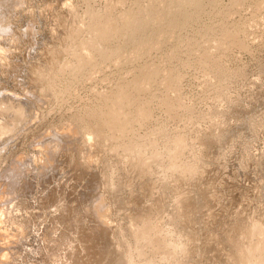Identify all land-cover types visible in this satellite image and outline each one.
<instances>
[{
    "label": "rangeland",
    "instance_id": "1",
    "mask_svg": "<svg viewBox=\"0 0 264 264\" xmlns=\"http://www.w3.org/2000/svg\"><path fill=\"white\" fill-rule=\"evenodd\" d=\"M115 1L118 2L119 0L0 1V184L5 183L3 176L11 171V167L14 168L17 159L20 158L22 163L29 165H27V168L26 165L21 164L20 167L24 166L21 168L22 172L20 174L22 175L17 176L19 179L15 178L18 181H14L15 184L11 187V190H14L13 193H11L10 188H7L6 184L0 185V192L2 190L0 193V209L3 213L5 212L4 216L2 215L3 220L0 225V245L3 243L1 246L5 244L6 247L14 249V251L16 248L15 254L19 259L13 254L14 251H11L12 257H15V263L18 261L16 264H39L40 262V264H45L48 260L50 263L48 261L47 264H69L70 261L73 262L72 264H78L79 262L92 264L95 259L100 263L96 261L94 264H112L109 258L103 255L106 259H101L103 257L101 254L95 257L94 253L86 248L88 242L86 241L85 232L97 225L94 214L95 208L104 212V208L100 204L103 202L104 205H108L110 210L111 223H114L112 226L118 227L123 223L122 227H125L133 224L131 226L134 227V231H137L140 226L144 227L146 232L148 231V235L144 236L146 239L143 237L139 240L142 241L139 245L151 258L154 257L152 258L154 264H163V262L174 264L175 260H178L176 263L179 264V262L186 261V257L190 256L193 250L197 253L193 252V256L190 257L194 258H191L193 261L197 257L195 262L198 264H205L206 262V264L214 262L216 264H224V262L225 264H241V262L246 261V258L248 260L249 252L251 254L254 252L252 256L255 255L253 257L258 259L256 261H262L260 259L264 257V252H262L264 249L260 247L264 246V240L262 241L264 239V228L260 226L264 225V0H217L214 3H207L195 19L181 26L177 32H151L156 43L142 55L133 56L132 54L135 55L136 53L133 47L130 46L124 49V53L122 52L118 58L119 61L116 60L117 58L115 60H101L97 56L98 63L95 65L96 67L92 69L85 68L84 72L78 76L79 78H75L70 72L71 70L57 71V75L53 79V82L55 81L53 85L56 88L55 94L52 95L51 93L43 102H38L40 105L36 104L33 118L32 116L28 118L19 108H16L19 105L18 102L3 103L1 100L4 94L16 96L21 101L26 100L34 86L32 68L36 65H46L48 63L46 62L49 57L48 53L53 50L60 51L58 52L59 56L57 54V59H61V64L72 66L76 62L75 47H72V45L78 43L77 40L90 39L93 36L86 29L87 24L92 19V16L88 15L92 12L101 16L104 14L103 19L109 20L117 19L126 10L136 7L135 0H125L124 2L120 0L119 3ZM78 20L82 22L78 23ZM68 21L70 22L69 25ZM77 24L79 25L77 26ZM76 26L79 30H71L77 28ZM69 28L70 30H68ZM67 30L73 32L68 33ZM79 31L80 33L77 36ZM74 32H77L76 36H74ZM72 37L74 40H72ZM117 43L119 44V41L109 42L108 46L115 47L118 45ZM63 47L65 49L61 51ZM123 54H126V56ZM127 56L128 58H126ZM142 67L155 69L158 71V75L153 81L146 83L145 88L138 93V96L136 95L134 106L122 109L126 115L132 116L130 119H133L130 120L132 126L130 124L127 128L128 134H126V130L124 133L119 128L115 131L113 128L105 127L107 131L104 129V133L108 140L105 139L106 142L104 138H101L98 149L96 148L93 152L96 153L98 162L95 163L96 166L93 165V168H95L92 169L98 173V176L100 175L97 180L99 182L94 185L92 181L86 179L87 172L84 165L81 164L77 147L78 141L72 140L73 142L69 143L64 139L65 144L63 142L53 155L44 149L45 142L50 140L52 134L55 135L54 132L65 133L69 130L79 129L81 132L87 133L91 132L95 125H100L101 113L103 115L101 111L107 112L110 105L108 97H111L119 89L118 87L124 86L138 77L137 74H139ZM44 82L47 83L46 85L49 84L48 81ZM46 89L48 90L47 87H44L41 91L47 94L49 90L45 92ZM133 95L135 96L134 93ZM105 101L108 104H106L107 108L104 106ZM138 104L146 106L149 112L146 118L137 117ZM108 128L110 131H114L110 132ZM114 132L116 135H114ZM115 136H118V139L117 137L115 139ZM40 140L43 143H40ZM126 143L129 145L127 146ZM132 147L136 149L137 158L133 154L128 155L131 154ZM40 151H43L44 154ZM125 153H127V156L123 155ZM42 155L45 156L44 159H48L46 164L47 159L41 158ZM24 157H26L25 160H23ZM30 157L36 159L35 161L42 168L38 167L35 161L34 164L33 162L30 164L28 162L31 159ZM132 162L134 166L131 165ZM137 162H143L142 164L138 163L141 168L137 165ZM145 162L148 163V166L147 163L145 166ZM175 166L179 169L176 170ZM30 167L34 170L33 172ZM146 167H149V169ZM189 168L196 171L194 172ZM29 169L31 172H29ZM131 169L137 170L133 172ZM185 169L186 174L184 173ZM36 170L37 172H35ZM126 173L128 174L127 178L130 176L132 178L126 179L128 183L125 181V184L123 179H125ZM195 173L196 175L193 176ZM176 174L178 176L182 174L180 175L182 177H178ZM197 174L199 175L197 176ZM144 175L147 177H144ZM180 178L183 179L181 181L184 183L180 181ZM178 179L181 182L179 183L180 188L178 187V181H176ZM145 182L146 185H144ZM119 183H123L120 185V200L118 198L106 202L105 199L104 201L100 200V197L111 199V189L117 185L119 186ZM143 186H148V188L144 187L145 189H143ZM108 187L110 189L106 190ZM174 187L179 189L175 190ZM6 189L9 190L6 191ZM139 189L142 191H139ZM175 191L180 192L176 193ZM206 193L207 196H204ZM176 197L181 199L178 200ZM61 200L65 201L66 204ZM81 200L83 201L81 202ZM158 201H161L162 205L166 207L163 212L152 208L154 204H159ZM184 201L186 203L188 201L190 205L196 206L195 209L199 210H193L194 207L192 206L189 208L188 203L185 206ZM87 202L90 204L93 213L90 212V207L88 209L87 205L89 204ZM176 202L184 203L180 205ZM56 204L58 205L56 206ZM181 206H185L184 208L187 210L184 213L185 216L179 215V210L182 209ZM98 207L99 209H97ZM59 208L62 209L59 210ZM82 209H86L84 210L85 213L82 212ZM61 211L62 213H60ZM87 211L88 213H86ZM172 211L175 212L172 213ZM194 211L198 214H195L193 218L195 222H192V219L186 220L187 214H192ZM38 213L41 215L39 216ZM71 215L74 218L77 217V221H74L76 219H73ZM171 216L173 217L171 218ZM46 218L49 220H46ZM130 218L134 220L131 224ZM43 219H45V222ZM16 220L17 222H15ZM81 222L84 224L82 225ZM16 223L22 225L19 226ZM25 223L29 224L30 228ZM180 223L186 224V226L180 227ZM241 223L249 226L250 229L247 227V231L250 234L248 233L247 237L249 236L251 239L249 237V239H246V236H244L245 239L238 236ZM255 223L258 226H255ZM74 224L77 226H74ZM206 224V229L202 230V227ZM189 225L193 228H190ZM31 226H34V228ZM131 226H129V230L132 228ZM87 227H90V229ZM11 229H14L17 233H20L23 229L20 234L25 235V238L20 234H17L18 237H16V232ZM24 229L29 232L24 231ZM196 229L198 230V238H202V241L195 238L190 244L188 243L189 245H185L182 237L184 238ZM129 230L125 238L123 234L117 233V231L111 235L112 242L115 241L113 243L120 244V250L124 252L135 246V241H132L135 239L133 228L131 229L132 232ZM234 230L236 231L233 232ZM260 231L263 233H259ZM182 232H187V234L183 235ZM234 233H238V235ZM10 234L11 237L8 236ZM231 234L234 236L231 238L235 240L238 238L236 241L242 243L243 250L241 245L233 247L224 241V238L230 237ZM215 235L217 236L215 237ZM153 236L158 237L151 239ZM206 237L210 242L209 240L205 242L204 238ZM10 238H14L11 242L12 245L9 242L11 241ZM17 238L21 240H17ZM258 238H261V246H258L260 240ZM154 240L156 242L160 240L158 243L163 247L159 249L160 245ZM165 241H167V244ZM221 241L222 243H220ZM246 241L250 243V246ZM26 242L27 246L25 245V247L24 243ZM244 243L245 245H243ZM152 245H154V249ZM171 246L176 249L177 255L174 252L175 249ZM80 247L81 249L84 248L85 251L79 250ZM18 248L21 250L17 252ZM155 248L156 251L158 250V254H156ZM254 248L256 251L253 250ZM236 249H239L240 253L235 252ZM161 250H164V253ZM244 250L248 254L245 255ZM257 250L259 251L257 252ZM84 252L85 254H83ZM167 252L174 255H166ZM56 253L59 254L58 257L55 255ZM60 253H66L67 255L61 254L60 256ZM70 253L72 256H70ZM88 253H90V256ZM237 253L238 256H236ZM179 255L180 258L178 259ZM228 255L229 257H227ZM239 255L243 261L237 259H240ZM54 256L55 259L52 260ZM232 256L237 258L234 259ZM92 257L94 260H92ZM165 257L170 258L169 262H167L169 258L166 259ZM211 260L214 262H211ZM146 262L143 257H137L134 264H146Z\"/></svg>",
    "mask_w": 264,
    "mask_h": 264
},
{
    "label": "bare ground",
    "instance_id": "2",
    "mask_svg": "<svg viewBox=\"0 0 264 264\" xmlns=\"http://www.w3.org/2000/svg\"><path fill=\"white\" fill-rule=\"evenodd\" d=\"M1 1V0H0ZM121 1H125V0H121ZM215 1H217V0H135V5H136V7L134 8V7H132L133 9H129L128 11L126 10V12H124L123 14H121V16L119 17V18H117V19H109V20H104L103 19V17H104V14H102L103 16H101V15H99V14H96V13H91L90 15H88V16H92L91 18V21H90V23H88L87 24V26H86V29L88 30V31H90V33H92L93 34V36H92V38H88V39H80V40H77L78 41V43L76 42V44H74V45H72V47L74 46L75 48V50H74V56H75V58H76V62L72 65V66H70L69 64H65V65H63V64H61V59H57V54H58V56H59V53L58 52H60L59 50L58 51H56V50H53V51H51V52H49L48 53V55H49V57L47 58V61L46 62H48V63H46V65H40V66H38V65H36V66H34L33 68H32V74H33V76H34V86H33V90L31 91V93H30V96L26 99V100H20V98L18 99V97H16V96H11V95H3V97H2V101H3V103H9L10 101H15V102H18V104L19 105H17L16 106V108H19V110L23 113V114H25V116L27 115L28 116V118H31V116L34 114V112H35V106H36V104L38 103V102H40V101H44L45 99H47V96L49 95L50 96V94L52 93V95L53 94H55V92H56V88L54 87V85H53V83L55 82H53V79L55 78V75H57V71H59V72H63V71H67V70H71L70 72L72 73V75L75 77V78H77L78 76H80L83 72H84V69L86 68L87 69V67H89V68H93V67H96L95 65L98 63L97 62V56L102 60V59H104V60H112V59H116L117 61H119L118 60V58L121 56V54H122V52L124 51V49H127V47H133V49H134V52L136 53L135 55L134 54H132L133 56H137V55H142L143 53H145L146 51H148L149 50V48H151L152 46H154L155 45V41L153 40V38H152V34H151V32L153 33V32H155V31H160V32H162V33H167V32H169V31H171L172 33L173 32H177V30L181 27V26H183V25H186V24H188L189 22H191L193 19H195L196 18V16L199 14V12L203 9V7H204V5L205 4H207V3H214ZM8 2V1H7ZM115 2H117V1H115ZM120 2V0L117 2V3H119ZM123 2H122V4H123ZM18 3V2H17ZM116 4V3H115ZM238 4V3H237ZM125 5H126V3H125ZM130 5V4H129ZM255 7V6H254ZM257 7V6H256ZM259 8V7H258ZM261 9V8H260ZM259 9V10H260ZM92 10V9H91ZM109 11V10H108ZM125 11V10H124ZM89 12V11H88ZM107 12V11H106ZM90 13V12H89ZM111 13V12H110ZM101 14V13H100ZM106 15H108V14H106ZM110 15V14H109ZM110 17V16H109ZM113 17V16H112ZM111 17V18H112ZM90 18V17H89ZM106 18V17H105ZM108 18V17H107ZM72 19V18H71ZM70 20V19H69ZM77 20V19H76ZM80 20V19H79ZM78 20V21H79ZM71 21V20H70ZM78 21H76V22H78ZM86 21V20H85ZM82 22V21H81ZM80 21L78 22V23H81ZM73 23V22H72ZM70 24V22L68 21V25ZM79 24H77V26H78ZM76 26V27H77ZM69 27V26H68ZM67 27V28H68ZM82 29H83V27H81ZM68 30H70V28L68 29ZM67 30V31H68ZM71 30H74V31H77V30H79V28L77 27V28H72ZM81 30V29H80ZM82 31V30H81ZM226 31V30H225ZM71 32H73V31H71ZM71 32H69L68 31V33H71ZM234 32V31H233ZM237 32V31H236ZM67 33V34H68ZM75 33V35L74 36H76V34H77V32H74ZM73 33V34H74ZM79 33H80V31L78 32V34H77V36L79 35ZM89 33V34H90ZM225 33V32H224ZM226 33H228V32H226ZM223 34V33H222ZM226 35V34H225ZM228 35H229V33H228ZM90 36V35H89ZM232 36V35H231ZM68 37V36H67ZM91 37V36H90ZM169 37V36H168ZM230 37V36H229ZM233 37V36H232ZM61 38V37H60ZM224 38V37H223ZM226 38H228V37H226ZM75 39H76V37H75ZM79 39V38H78ZM72 40H74V38L72 37ZM215 40V39H214ZM76 41V40H75ZM113 41H116V42H118L119 41V44L117 45V46H115V47H111L110 45L108 46V44H109V42L111 43V42H113ZM225 41V40H224ZM72 42V41H71ZM75 43V42H74ZM235 43V42H234ZM73 44V43H72ZM237 44V43H236ZM116 45V44H115ZM239 45V44H238ZM208 46V45H207ZM209 47V46H208ZM220 47V46H219ZM222 47V46H221ZM70 48V47H69ZM218 48V47H217ZM63 49H65L64 47L63 48H61V51L63 50ZM68 50V49H67ZM69 51V50H68ZM133 52V53H134ZM124 53V52H123ZM130 53V52H129ZM209 53V52H208ZM123 55H125L126 56V54H123ZM131 55V56H132ZM130 57V56H129ZM61 58V57H60ZM123 58V56L121 57V59ZM125 58V57H124ZM126 58H128V56L126 57ZM134 58V57H133ZM136 58V57H135ZM207 58V57H206ZM57 59V60H56ZM146 59V58H145ZM103 60V61H104ZM113 60V61H114ZM112 61V62H113ZM127 61V60H126ZM118 65V64H117ZM98 67V66H97ZM88 72V71H87ZM56 73V74H55ZM134 75V74H133ZM157 75H158V71L157 70H155V69H152V68H150V67H142V69L139 71V74H137V76L138 77H136V78H134L132 81H130L128 84H126V85H124V86H121V87H118L119 89H117V91L114 93V94H112V96L111 97H108L107 99L108 100H110V105H109V107H108V110H107V112H105L104 113V111H101V112H103V115H102V113H101V116L102 117H100V119H101V123H100V125L98 124L97 126L95 125V128L93 127V130L91 131V132H87V133H84V132H81L79 129L77 130V129H73V130H69V131H67V132H63V133H56V132H54L55 133V135L54 134H52L53 136L50 138V140H48L47 142H45L46 144H45V148L44 149H46L48 152H49V154H51V155H53L55 152H56V150H57V148L59 147L60 148V145H62L63 144V142H64V144H65V141H63L64 139H66L67 141L66 142H69V143H71V141L72 140H74L75 142L76 141H78V143H77V147H78V152H79V157L81 158V164L82 165H84V167H85V169H86V172H87V175H86V179L87 180H90V181H92L93 182V184L95 185V183H97V182H99V181H97L98 179H99V176H98V173H96V171H94L93 169L95 168H93V165L95 164V163H97L98 162V158H97V156L93 153L94 151H95V149L97 148L98 149V145H99V140H101V138H104V140L105 139H107V136L105 135V133H104V129H106L105 127L107 126V127H110L111 129L113 128L115 131H116V129L117 128H119L120 129V131L121 130H123L122 132H124L125 133V130H126V134H128L127 133V128H129V126H130V124H131V126H132V123H130V120H133V119H130L131 117L130 116H128V115H126L124 112H123V108H127V107H132V106H134L135 104H136V95L138 96V93L142 90V89H144L145 88V84L146 83H149V82H151V81H153L156 77H157ZM164 76H165V74H164ZM79 78V77H78ZM122 78V77H121ZM168 79V78H167ZM44 81H48V85H46L45 84V82ZM56 85V84H55ZM170 85V84H169ZM120 86V85H119ZM48 88V90L46 89L45 90V92H47V94H45V93H43L42 91H41V89H43V88ZM168 88V87H167ZM3 91V90H2ZM135 94V96L133 95V93ZM42 92V93H41ZM2 93H5V92H2ZM109 95V94H108ZM140 96V95H139ZM24 97V96H23ZM22 97V98H23ZM24 99V98H23ZM108 100H106V101H108ZM104 102L105 103V107H106V104H107V102ZM41 102V103H42ZM46 102V101H45ZM39 104V103H38ZM42 104H44V103H42ZM40 105V104H39ZM108 105V104H107ZM39 107V106H38ZM106 107V108H107ZM37 108V107H36ZM102 108V107H101ZM104 108V107H103ZM102 108V109H103ZM110 108V109H109ZM105 109V108H104ZM37 110V109H36ZM129 110V109H128ZM38 112V111H37ZM97 112V111H96ZM129 112V111H128ZM135 112V111H134ZM132 113V112H131ZM137 114H138V116L137 117H139L140 116V118H142V117H147L148 115H149V112H148V110H147V108H146V106H142V105H140V104H138V108H137ZM38 115V114H37ZM93 115H97V114H93ZM92 115V116H93ZM129 115H130V113H129ZM132 115V114H131ZM34 116V115H33ZM33 116H32V118H33ZM97 118V117H96ZM136 118V117H135ZM36 119V118H35ZM144 119V118H143ZM96 120V119H95ZM109 129V128H108ZM131 129V128H130ZM114 130H111V131H114ZM105 131H107V129L105 130ZM109 131H110V129H109ZM108 131V132H109ZM110 131V132H111ZM123 133V134H124ZM107 134V133H106ZM111 135H112V133H110ZM121 134V133H120ZM51 135V134H50ZM114 135H116L115 134V132H114ZM113 135V136H114ZM122 135V134H121ZM47 136V135H46ZM109 136V135H108ZM123 136V135H122ZM121 136V137H122ZM112 137V136H111ZM116 137H117V139H118V136H115V139H116ZM120 137V136H119ZM46 138H48V137H46ZM45 138V139H46ZM110 138V137H109ZM42 139V138H41ZM77 139V140H76ZM113 140H114V138H112ZM119 139H121V138H119ZM44 140V139H43ZM108 140V139H107ZM107 140H105L106 142H107ZM113 140H110V141H113ZM73 142V141H72ZM40 143H43L41 140H40ZM109 143V142H108ZM123 143V142H122ZM127 144V146L129 145L128 143H126ZM131 144H133V143H131ZM125 146V145H124ZM131 146V145H130ZM133 146V145H132ZM42 147H41V149H42ZM100 147V146H99ZM126 148V147H125ZM133 148V147H132ZM43 149V150H44ZM127 150H129V148H127ZM127 150H125V151H127ZM131 151V154L129 153V152H127V153H129L128 155L130 156V155H135L136 156V149H135V147L132 149V150H130ZM40 152H42L43 153V151H40ZM124 153V152H123ZM127 153H125V154H123L124 156L126 155L127 156ZM39 154V153H38ZM44 154V153H43ZM51 155H49L50 157H51ZM31 156V155H30ZM45 157V156H44ZM44 157H43V155H42V157L41 158H43L44 159ZM25 158L26 157H24V159L23 160H25ZM31 158V157H30ZM122 158V157H121ZM136 158H137V156H136ZM17 159V158H16ZM15 159V160H16ZM47 159V158H46ZM46 159H44V160H46ZM52 159V158H51ZM130 159V158H129ZM26 160H28V159H26ZM36 159H30V160H28V162H30V164H31V162H33V164L36 162L35 161ZM137 161L139 160V159H136ZM35 161V162H34ZM52 161V160H51ZM130 161H131V159H130ZM133 161V160H132ZM139 161H142V160H139ZM26 162V161H25ZM42 162V161H41ZM48 162V159H47V161L45 162V164ZM144 162V161H143ZM142 162V163H143ZM135 164H136V161L134 162ZM138 163H141V162H137V165L140 167V164H138ZM141 163V164H142ZM146 163L147 162H145V166H146ZM175 164H176V161L174 162ZM12 164V163H11ZM14 164V163H13ZM21 164H24V162L22 163V161L20 160V158L19 159H17V161L15 162V164H14V168H12L11 167V171L7 174V175H4L3 177H4V179H5V183L4 184H2V185H5L6 184V186H7V188H10V191H11V193H13V189L11 190V187L12 186H14V181H18V180H15V178L18 176V177H20L22 174H20L22 171H21V168L22 167H24L23 165H22V167H20L21 166ZM32 164V165H33ZM35 164H37L38 165V163L36 162ZM44 164V163H43ZM51 164V163H50ZM133 164V162L131 163V165ZM24 165H26V167L28 168V164L26 163V164H24ZM28 165V166H27ZM32 165H31V167H32ZM42 166V165H41ZM48 166L50 167V165L48 164ZM94 166H96V164L94 165ZM132 166H134V165H132ZM142 166V165H141ZM147 166H148V163H147ZM177 166V165H176ZM175 166V167H176ZM30 167V168H31ZM38 167H40L39 165H38ZM84 167H83V169H84ZM138 167V168H139ZM173 167V166H172ZM174 167V168H175ZM178 167H179V165H178ZM182 167V166H181ZM184 167V166H183ZM40 168H42V167H40ZM93 168V169H92ZM141 168V167H140ZM143 168H145L144 166H143ZM142 168V169H143ZM147 169H149V167H146ZM173 168V170H177V169H179V168H175L174 169ZM187 168V167H186ZM35 169V168H34ZM147 169H145V170H147ZM181 169H183V168H181ZM188 169V168H187ZM189 169H191V168H189ZM23 170V169H22ZM27 170V169H26ZM31 170H32V168H31ZM96 170H97V168H96ZM131 170H133V172L135 171L136 172V170H134V169H131ZM140 170V169H139ZM191 170H194V169H191ZM34 170H32V172H33ZM38 171H40V170H38ZM141 171V170H140ZM149 171V170H148ZM150 171H151V168H150ZM149 171V172H150ZM182 171V170H181ZM196 170H194V172H195ZM26 172V171H25ZM28 172V171H27ZM26 172V173H27ZM29 172H31L30 171V169H29ZM35 172H37V170L35 171ZM132 172V171H131ZM132 172V173H133ZM142 172H144L143 170H142ZM141 172V173H142ZM148 172V173H149ZM180 172V171H179ZM184 172V171H183ZM188 172V171H187ZM193 172V173H194ZM200 173H201V171H199ZM198 172V173H199ZM178 173V172H177ZM182 173V172H181ZM185 174H186V169H185V172H184ZM192 173V172H191ZM197 173V172H196ZM196 173L193 175V176H195L196 175ZM199 173V174H200ZM127 174V173H126ZM139 174V173H138ZM144 174V173H143ZM145 174H146V172H145ZM150 174V173H149ZM188 174V173H187ZM199 174H197V176L199 175ZM203 174V173H202ZM206 175H207V173H205ZM129 175H131V174H129ZM134 175V174H133ZM132 175V176H133ZM142 175V174H141ZM147 175V174H146ZM177 175V174H176ZM180 175H182V174H180ZM179 175V176H180ZM201 175V174H200ZM127 176H128V174L126 175V177H125V179H123V181H124V183H125V181L127 182V180H128V178H130V177H128L127 178ZM140 176V175H139ZM143 176V175H142ZM148 176V175H147ZM147 176H145L144 175V177H147ZM178 176V175H177ZM178 176V177H179ZM17 177V178H18ZM124 177V176H123ZM135 178H136V175L134 176ZM180 177H182V176H180ZM185 177V176H184ZM132 178V177H131ZM142 178V177H141ZM204 178V177H203ZM19 179V178H18ZM122 179V178H121ZM127 179V180H126ZM140 179V178H139ZM176 179V178H175ZM185 179V178H184ZM198 179H200L199 177H198ZM143 180H144V178H143ZM181 180H183L182 178H180V181ZM176 181H178V187H179V183H181V182H183V181H179V179L178 180H176ZM197 181V180H196ZM200 181V180H199ZM128 183V182H127ZM144 183V182H143ZM184 183V182H183ZM92 184V185H93ZM123 184V183H122ZM122 184H120L119 183V186L117 185L115 188H113V189H111V191L112 192H110V195H112V198L111 199H109V197H100V200H102V201H104V199H105V202L107 201V200H111V201H114V200H116L117 198L119 199V197H121L120 196V192H121V188H120V185H122ZM126 184V183H125ZM197 184V183H196ZM1 185V184H0ZM1 185V186H2ZM144 185H146V182H145V184ZM148 185V184H147ZM174 185V184H173ZM181 185V184H180ZM184 185V184H183ZM193 185V184H192ZM177 186V185H176ZM110 187V186H109ZM107 188L106 190H108V189H110V188ZM124 187V185L122 186V188ZM140 187V186H139ZM144 187H146V186H143V189H145ZM177 187V188H178ZM198 187V186H197ZM15 188H16V186H15ZM146 188H148V186L146 187ZM175 188V190L177 189L176 187H174ZM173 188V189H174ZM180 188V187H179ZM178 188V189H179ZM229 188V187H228ZM177 189V190H178ZM193 189V188H192ZM201 189V188H200ZM199 189V190H200ZM9 190V189H8ZM7 189H6V191H8ZM141 189H139V191H140ZM149 190V189H148ZM203 191H204V189H202ZM202 190H201V192H202ZM226 190V189H225ZM244 190H245V188H244ZM251 190V189H250ZM3 191H5L4 189H3ZM142 191V190H141ZM145 191V190H144ZM143 191V192H144ZM181 191V190H180ZM179 191V192H180ZM252 191V190H251ZM1 192H2V190H1ZM0 192V193H1ZM100 192V191H99ZM176 192V191H175ZM178 192V191H177ZM176 192V193H177ZM178 192V193H179ZM201 192H199V193H201ZM211 192V191H210ZM249 192V191H248ZM7 193V192H6ZM142 193V192H141ZM145 193V192H144ZM220 193V192H219ZM232 193V192H231ZM36 194V193H35ZM97 194V193H96ZM143 194V193H142ZM146 195H147V193H145ZM204 194V193H203ZM240 194V193H239ZM260 194V193H259ZM6 195V194H5ZM13 195V194H12ZM85 195V194H84ZM103 195V194H102ZM144 195V194H143ZM146 195H144V196H146ZM176 195V194H175ZM182 195V194H181ZM222 195V194H221ZM236 195V194H235ZM245 195V194H244ZM248 195H250V194H248ZM4 196V195H3ZM101 196V195H100ZM104 196V195H103ZM186 196V195H185ZM201 196V195H200ZM204 196H207V193H206V195H204ZM212 196V195H211ZM216 196V195H215ZM237 196V195H236ZM5 197V196H4ZM33 197V196H32ZM37 197H38V195H37ZM83 197V196H82ZM147 197V196H146ZM182 197V196H181ZM187 197L189 198V196L187 195ZM191 197V196H190ZM203 197V196H202ZM217 197V196H216ZM226 197H227V195H226ZM233 197H235L234 195H233ZM90 198V197H89ZM178 197H176V199H177ZM218 198V197H217ZM36 199V198H35ZM82 199V198H81ZM96 199V198H95ZM179 199H181L180 197L178 198V200ZM183 199L185 200V198L183 197ZM182 199V200H183ZM192 199V198H191ZM203 199V198H202ZM207 199V198H206ZM230 199V198H229ZM37 200V199H36ZM91 200V199H90ZM94 200V199H93ZM120 200V199H119ZM122 200V199H121ZM177 200V201H178ZM210 200V199H209ZM244 200V199H243ZM62 201V200H61ZM83 200H81V202H82ZM85 201H87V200H85ZM186 201V200H185ZM184 201V202H185ZM188 201H189V199H188ZM188 201H187V203H188ZM205 201V200H204ZM216 201V200H215ZM35 202V201H34ZM37 202H38V200H37ZM41 202V201H40ZM59 202V201H58ZM63 202V201H62ZM61 202V203H62ZM65 202V201H64ZM63 202V203H64ZM89 202V201H88ZM87 202V204H89ZM98 202H100V201H98ZM120 202V201H119ZM126 203L128 202V201H125ZM159 202V201H158ZM182 202V201H181ZM183 202V203H184ZM190 202H191V200H190ZM209 202V201H208ZM231 202V201H230ZM237 202V201H236ZM262 202V201H261ZM24 203V202H23ZM60 203V204H61ZM62 203V204H63ZM84 203V202H83ZM108 203H110V202H108ZM161 201L159 202V204H154V207H152L154 210H156V211H159V212H163L165 209H166V207H165V205H162L163 203H161ZM177 203V202H176ZM179 204H180V202H178ZM177 203V204H178ZM183 203H181L182 205H183ZM186 203V202H185ZM187 203H186V205L185 206H187ZM191 203H193V202H191ZM204 203V202H203ZM38 204V203H37ZM64 204H66V202L64 203ZM81 204V203H80ZM101 204V207H103L104 208V212L102 211L101 212V210H96V206L94 207L95 208V212H94V214H95V217H96V222H97V225L95 226V225H93V226H95V227H92L91 229H90V227L88 228V229H90L89 231L87 230V228H86V241L88 242L87 243V249H89L90 251H91V253H94V256L95 257H98V254H101V256H105L106 258H109L110 260H111V263L112 264H134L135 263V261H136V258L137 257H143L144 259H146V261L148 262H146V264H154V262H153V260H152V258H154V257H150L149 255H148V253L146 252V251H144L143 250V248H142V246L141 245H139L140 244V242H142V241H139L140 239H142L147 233H148V231L146 232V230L144 229V227H141L140 225V228L137 230V231H134V227L133 226H131V225H133V224H131V222L132 221H134V220H132V218H130V224L131 225H127V226H125V227H122V225H123V223H121L122 225L121 226H118V227H115L114 225V227L112 226V224H114V223H111V217H110V210H109V208H108V205H104V203L102 202V203H100ZM176 204V205H177ZM180 204V205H181ZM219 204V203H218ZM263 204V203H262ZM58 204H56V206H57ZM97 205V204H96ZM196 205V204H195ZM226 205V204H225ZM264 205V204H263ZM64 206H68V205H64ZM80 206V205H79ZM91 206H92V204H91ZM98 206V205H97ZM100 206V205H99ZM184 206V207H185ZM188 206H189V208L192 206V207H194L193 208V210L195 209V207L196 206H193L192 204L190 205V203H188ZM200 206V205H199ZM231 206H233V205H231ZM62 207V206H61ZM81 208H83L82 206H80ZM86 207V206H85ZM84 207V208H85ZM87 207H88V209H89V207H90V204L89 205H87ZM86 207V208H87ZM182 207V206H181ZM184 207H182V209L180 208V210H179V215H182V216H185V212L187 211V210H185V208ZM225 207V206H224ZM244 207V206H243ZM57 208V207H56ZM73 208V207H72ZM76 208H78V207H76ZM91 208V207H90ZM229 208V207H228ZM41 209V208H40ZM60 209H62V208H59V210ZM97 209H99V207L97 208ZM179 209V208H178ZM187 209V208H186ZM192 209V208H191ZM244 209V208H243ZM4 210V209H3ZM36 210V209H35ZM44 210V209H43ZM46 210V209H45ZM54 210V209H53ZM58 210V209H57ZM67 210V209H66ZM71 210H73V209H71ZM83 211L82 212H84V210H86V209H82ZM103 210V209H102ZM188 210H190V209H188ZM195 210H197V209H195ZM199 210V209H198ZM197 210V211H198ZM78 211V210H77ZM89 211V210H88ZM88 211L86 212V213H88ZM92 211V208H91V210H90V212ZM175 211H176V209H175ZM175 211H172V213H174ZM255 211V210H254ZM44 213H46L45 211H43ZM42 212V213H43ZM48 212H49V210H48ZM69 212V211H68ZM78 212H80V211H78ZM81 212V213H82ZM189 212V211H188ZM226 212V211H225ZM228 212V211H227ZM235 212V211H234ZM245 212V211H244ZM49 213H51V212H49ZM52 213H53V211H52ZM55 213V212H54ZM60 213H62V211L60 212ZM85 213V212H84ZM83 213V214H84ZM92 213H93V211H92ZM92 213H90V214H92ZM110 213V214H109ZM209 213V212H208ZM3 214H5V212L3 213V211L0 209V225H1V223H2V215ZM39 214V213H38ZM48 214V213H47ZM75 214V213H74ZM78 214H80V213H78ZM195 214H196V212L194 211V212H192V214L191 213H189V214H187V216H186V220H191L192 219V222H195V221H193V218H194V216H195ZM41 214H39V216H40ZM52 215H54V214H52ZM81 215V214H80ZM85 215V214H84ZM174 215V214H173ZM176 215V214H175ZM196 215H198V214H196ZM201 215V214H200ZM210 215V214H209ZM255 215V214H254ZM4 216V215H3ZM45 216H48V215H45ZM51 216V215H50ZM72 216V215H71ZM79 216V215H78ZM250 216V215H249ZM37 217V216H36ZM73 217V216H72ZM83 217V216H82ZM86 217V216H85ZM132 217V216H131ZM173 216H171V218H172ZM178 217V216H177ZM180 217V216H179ZM41 218H42V216H41ZM52 218V217H51ZM77 218V217H76ZM76 218H74L73 217V219H76ZM119 218V217H118ZM170 218V219H171ZM38 219V218H37ZM92 219H94V218H92ZM173 219H175V218H173ZM172 219V220H173ZM179 219V218H178ZM183 219V218H182ZM251 219V218H250ZM259 219V218H258ZM44 220V222H45V219H43ZM42 220V221H43ZM46 220H49V219H47L46 218ZM54 220V219H53ZM71 220V219H70ZM84 220V219H83ZM95 220V219H94ZM119 220V219H118ZM184 220V219H183ZM181 221L182 223L184 222V221ZM185 220V221H186ZM236 220V219H235ZM13 221V220H12ZM26 221H28V220H26ZM31 221V220H30ZM41 221V220H40ZM67 221V220H66ZM73 221V220H72ZM71 221V222H72ZM74 221H77V219L76 220H74ZM80 221H81V219H80ZM86 221V220H85ZM199 221V220H198ZM212 221V220H211ZM226 221V220H225ZM14 222V221H13ZM15 222H17V220L15 221ZM19 222V221H18ZM23 222V221H22ZM82 222H84V221H82ZM82 222H81V224H82ZM95 222V223H96ZM114 222V221H113ZM190 222V221H189ZM209 222V221H208ZM215 222V221H214ZM213 222V223H214ZM239 222V221H238ZM245 222V221H244ZM260 222V221H259ZM262 222V221H261ZM27 223V222H26ZM25 223V224H26ZM42 223V222H41ZM52 223V222H51ZM84 223H86V222H84ZM83 223V224H84ZM118 223V222H117ZM186 223V222H185ZM222 223V222H221ZM243 223V222H242ZM241 223V228L240 229H238V230H240V232H239V235H238V233H234V234H236V235H238V236H240L241 238H244L245 239V237L244 236H246V239H249L248 237H247V234L249 233V231H247V227H248V229H250L249 228V226H247V225H244V224H242ZM247 223V222H246ZM254 223V222H253ZM13 224V223H12ZM17 224V223H16ZM43 224V223H42ZM72 224V223H71ZM78 224V223H77ZM82 224V225H83ZM87 224V223H86ZM135 224V223H134ZM181 224V223H180ZM190 224V223H189ZM248 224V223H247ZM263 224V223H262ZM17 225H19V224H17ZM20 225H22V224H20ZM19 225V226H20ZM27 225V224H26ZM29 225V224H28ZM27 225V226H28ZM63 225V224H62ZM76 224H74V226H75ZM120 225V224H119ZM124 225H125V223H124ZM186 226V224H181L180 225V227L181 226ZM193 225H194V223H193ZM203 225V224H202ZM222 225V224H221ZM233 225V224H232ZM237 225V224H236ZM253 225V224H252ZM255 226H258V224H254ZM19 226H18V228H19ZM24 226V225H23ZM22 226V227H23ZM27 226H25V227H27ZM67 226V225H66ZM72 226H73V224H72ZM77 226V225H76ZM81 226V225H80ZM129 226H131L132 228H133V236H134V240H132V241H135V246L134 247H130L128 250H125V248H123L124 250H125V252L123 251V250H120V244H116V243H113V242H115V241H113L112 242V237H111V235L115 232V231H117V233H121V234H123V236H124V238L127 236L126 234L128 233V230H129ZM190 226V225H189ZM207 226V224L204 226V227H202V230H204V229H206L205 227ZM217 226V225H216ZM218 226H219V224H218ZM239 226V227H240ZM260 226V225H259ZM262 226H264V225H261L260 227L261 228H264V227H262ZM29 227V226H28ZM31 227H33L34 228V226H31ZM51 227H52V225H51ZM60 227V226H59ZM81 227H83V226H81ZM253 227V226H252ZM1 228H3L2 226H1ZM16 228V227H15ZM17 228V230L19 231V229ZM30 228V227H29ZM32 228V229H33ZM35 228H36V226H35ZM54 228V227H53ZM77 228V227H76ZM131 228V229H132ZM184 228V227H183ZM190 228H193V227H191L190 226ZM209 228V227H208ZM259 228V227H258ZM28 229V228H27ZM75 229V228H74ZM80 229V228H79ZM85 229V228H84ZM129 230V231H131L132 232V230ZM188 229V228H187ZM198 229V228H197ZM195 230V231H191L189 234H187V232H185V233H183L182 232V234L184 235V234H187L186 236H184V238L182 237V239L184 240V244L185 245H189L190 244V242L191 241H193V240H195V238L197 239L198 238V230ZM220 229V228H219ZM218 229V230H219ZM228 229V228H227ZM6 230H7V228H6ZM9 230V229H8ZM12 230V229H11ZM14 230V229H13ZM12 230V231H13ZM22 231L21 232H23V229H21ZM30 230V229H29ZM35 230V229H34ZM59 230V229H58ZM182 230V229H181ZM186 230V229H185ZM191 230V229H190ZM216 230V229H215ZM236 230H237V228H236ZM236 230H234L233 232H235ZM259 230V229H258ZM257 230V231H258ZM15 231V230H14ZM24 231H26L25 229H24ZM31 231V230H30ZM54 231V230H53ZM79 231V230H78ZM175 231V230H174ZM188 231V230H187ZM212 231V230H211ZM229 231V230H228ZM230 231L232 232V230L230 229ZM8 232V231H7ZM16 232V231H15ZM20 232V233H21ZM26 232H29V231H26ZM130 232V233H131ZM200 232V231H199ZM204 232V231H203ZM206 232V231H205ZM219 232H221V231H219ZM223 232V231H222ZM9 233H10V231H9ZM19 232L17 233L16 232V237H18L17 236V234H20ZM76 233V232H75ZM181 233V232H180ZM201 233V232H200ZM228 233V232H227ZM259 233H263L262 231H260ZM31 234V233H30ZM174 234V233H173ZM207 234V233H206ZM229 234H230V232H229ZM250 234V233H249ZM257 234H258V232H257ZM261 234H260V236H261ZM3 235V234H2ZM21 235V234H20ZM54 235H56V234H54ZM64 235V234H63ZM62 235V236H63ZM66 235V234H65ZM80 235V234H79ZM131 235H132V233H131ZM148 235V234H147ZM204 235V234H203ZM259 235V234H258ZM6 236V235H5ZM8 236H10L11 237V234L10 235H8ZM21 236H23V235H21ZM25 236V235H24ZM23 236V237H24ZM53 236V235H52ZM70 236H72V235H70ZM150 236V235H149ZM182 236V235H181ZM209 236V235H208ZM217 235H215V237H216ZM228 236V235H227ZM20 237V236H19ZM30 237V236H29ZM45 237V236H44ZM55 237V236H54ZM59 237H61V236H59ZM68 237V236H67ZM75 237V236H74ZM147 237V236H146ZM155 237H158V236H153L151 239H153V238H155ZM162 237V236H161ZM192 237V238H191ZM203 237V236H202ZM205 237V236H204ZM213 237V236H212ZM231 237H234V236H232V234L230 235V237H227V238H224V241L228 244H230V246H233V247H237V246H240L241 244H240V242L239 241H236L235 239H233V238H231ZM237 237V236H236ZM262 237V236H261ZM5 238V237H4ZM3 238V239H4ZM9 238V237H8ZM7 238V239H8ZM25 238V237H24ZM34 238V237H33ZM64 238V237H63ZM66 238V237H65ZM145 238V237H144ZM166 238V237H165ZM6 239V238H5ZM11 239V238H10ZM48 239V237L46 238V240ZM71 239V238H70ZM122 239H123V237H122ZM131 239V238H130ZM146 239V238H145ZM170 239H171V237H170ZM198 239H200V237L198 238ZM197 239V240H198ZM202 239V238H201ZM200 239V240H201ZM206 241L205 242H207V240H209L207 237L206 238H204ZM211 239V238H210ZM214 239V238H213ZM233 239V240H232ZM251 239V238H250ZM260 239V240H259ZM12 240H14V238H12L11 239V241H9L10 243L12 242ZM17 240H21L20 238L18 239L17 238ZM24 240V239H23ZM27 240V239H26ZM33 240V239H32ZM64 240V239H63ZM66 240V239H65ZM74 240V239H73ZM72 240V241H73ZM80 240V239H79ZM148 241H149V238L147 239ZM146 240V241H147ZM161 240V239H160ZM160 240L159 241H157L156 242V240H154V242H156V243H158V242H160ZM164 240H166V239H164ZM215 240V239H214ZM243 240V239H242ZM241 240V241H242ZM258 240H259V243H260V245H259V243H258V246H261V238H258ZM264 239H262V241H263ZM4 241V240H3ZM3 241H1V242H3ZM37 241V240H36ZM53 241H54V239H53ZM58 241V240H57ZM60 241V240H59ZM124 241V240H123ZM145 241V240H144ZM161 241H163V240H161ZM168 241H170V240H168ZM202 241V240H201ZM224 241H223V244H224ZM244 241V240H243ZM249 241V240H248ZM248 241H246V242H248ZM250 241H252V240H250ZM15 242H17V241H15ZM21 242V241H20ZM23 242V241H22ZM63 242V241H62ZM69 242H70V240H69ZM150 242H152V241H150ZM153 242V243H154ZM166 242V244H167V241H165ZM209 242H210V240H209ZM212 242V241H211ZM216 242V241H215ZM214 242V243H215ZM252 242H254V241H252ZM256 242V241H255ZM254 242V243H255ZM264 242V241H263ZM5 243H7V242H5ZM17 243H19V242H17ZM51 243V242H50ZM59 243V242H58ZM65 243V242H64ZM76 243V242H75ZM75 243H74V245H75ZM78 243V242H77ZM76 243V244H77ZM81 244H82V242H80ZM79 243V244H80ZM126 243H127V241H126ZM152 243V244H153ZM169 243H171V241L169 242ZM168 243V244H169ZM189 243V244H188ZM220 243H222V241L220 242ZM249 243V242H248ZM254 243H253V246H254ZM3 243H1V245H2ZM27 244V242L26 243H24V246ZM66 244V243H65ZM71 244V243H70ZM123 244V243H122ZM121 244V245H122ZM125 244V243H124ZM129 244V243H128ZM133 244V243H132ZM148 244V243H147ZM159 245H160V243H158ZM163 245L165 244L164 242L162 243ZM182 244V243H181ZM195 244V243H194ZM209 244V243H208ZM264 244V243H263ZM0 245V264H16L18 261H16V263H15V257L13 258L12 257V250L14 251V249H11V248H8V247H6L5 246V244H4V246H1ZM11 245H12V243H11ZM16 245V244H15ZM21 245V244H20ZM29 245V244H28ZM67 245V244H66ZM65 245V246H66ZM151 245V244H150ZM192 245V244H191ZM196 245V244H195ZM201 245H202V243H201ZM203 245H204V243H203ZM207 245V244H206ZM210 245L212 246V244L210 243ZM215 245V244H214ZM243 245H245V243L243 244ZM252 245V244H251ZM256 245V244H255ZM8 246V245H7ZM14 246V245H13ZM12 246V247H13ZM27 246V245H26ZM25 246V247H26ZM58 246V245H57ZM73 246V245H72ZM79 246V245H78ZM82 246V245H81ZM84 246H85V244H84ZM125 246V245H124ZM133 246V245H132ZM153 247V249H154V245H152ZM157 246V245H156ZM168 246V245H167ZM173 246V245H172ZM171 246V247H172ZM209 246V245H208ZM242 246V245H241ZM249 246H250V243H249ZM253 246H251V247H253ZM258 246H256V247H258ZM22 247V246H21ZM36 247V246H35ZM67 247H68V245H67ZM163 246H161L160 245V247H159V249H161ZM165 247V246H164ZM169 247V246H168ZM190 247V246H189ZM192 247H193V245H192ZM198 247V246H197ZM196 247V248H197ZM204 247V246H203ZM202 247V248H203ZM255 247V248H256ZM14 248V247H13ZM66 248V247H65ZM64 248V249H65ZM77 248V247H76ZM76 248H74V249H76ZM158 248V247H157ZM173 249H175L176 248V245H175V248L174 247H172ZM196 248H193V249H195V250H197ZM209 248V247H208ZM211 248V247H210ZM221 248V247H220ZM249 248V247H248ZM253 249V250H255L256 251V249ZM260 248H263L264 249V246L263 247H260ZM24 249V248H23ZM33 249V248H32ZM52 249V248H51ZM50 249V250H51ZM62 249V248H61ZM68 249V248H67ZM69 249H71V248H69ZM81 249V247L79 248V250ZM84 249V248H83ZM83 249H81V250H83ZM122 249V248H121ZM167 249V248H166ZM170 249V248H169ZM177 249V248H176ZM176 249L174 250V252L176 253ZM181 249V248H180ZM180 249H178V250H180ZM186 249V248H185ZM192 249V248H191ZM191 249H189V250H191ZM199 249V248H198ZM206 249V248H205ZM226 249V248H225ZM240 249V248H239ZM239 249H236L235 250V252H239ZM242 250L244 249V247L242 246V248H241ZM252 249V248H251ZM18 250H21V249H17V252H18ZM35 250V249H34ZM66 250V249H65ZM78 250V251H79ZM168 250V249H167ZM170 250H172V249H170ZM169 250V251H170ZM201 250V249H200ZM204 250V249H203ZM211 250V249H210ZM250 250V249H249ZM252 250V251H253ZM15 251H16V248H15ZM15 251H14V253L13 254H15ZM26 251V250H25ZM53 251H54V249H53ZM52 251V252H53ZM71 251V250H70ZM83 251H85V250H83ZM155 251H156V248H155ZM162 251V250H161ZM183 251V250H182ZM188 251V250H187ZM199 251V250H198ZM202 251V250H201ZM201 251H199V252H201ZM216 251H217V249H216ZM228 251V250H227ZM241 251V250H240ZM246 251H247V249H246ZM246 251L244 250V252H245V255L246 254H248V252L246 253ZM259 250H257V252H258ZM262 251V250H261ZM260 251V252H261ZM16 252V253H17ZM39 252V251H38ZM37 252V253H38ZM62 252V251H61ZM65 252V251H64ZM80 252V251H79ZM79 252L77 253L78 254V256H79ZM87 252V251H86ZM157 253L156 254H158V250L156 251ZM166 252V251H165ZM194 252V250L192 251V254H194L193 253ZM207 252H209V251H207ZM231 252H233V251H231ZM242 252V251H241ZM262 252H264V251H262ZM22 253V252H21ZM30 253V252H29ZM76 253V252H75ZM151 253V252H150ZM161 253V252H160ZM162 253H164V250L162 251ZM173 253V252H172ZM197 253V252H196ZM201 253H203V252H201ZM215 253V252H214ZM240 253V252H239ZM250 254V256H249V258H248V260H247V258H246V261H243V259L241 258V256H240V259L239 258H237V257H233L232 256V258H234V259H238V260H241L242 259V261L243 262H241V264H264V257L262 258V259H260V260H262V261H256V259L253 257V256H255V255H253L252 256V254L254 253H252L251 254V252H249ZM23 254V253H22ZM22 254H21V256H22ZM26 254V253H25ZM51 254V253H50ZM53 254V253H52ZM61 254H66V253H60V256H61ZM83 254H85V252L83 253ZM89 254V256H90V253H88ZM166 254V253H165ZM190 255V256H193V255ZM205 254H208V253H205ZM204 254V255H205ZM233 254H235V253H233ZM18 255V254H17ZM24 255V254H23ZM55 255H57V253L55 254ZM59 255V254H58ZM58 255H57V257H58ZM67 255V254H66ZM80 255H82V254H80ZM91 255H93V254H91ZM152 255H153V253H152ZM163 255V254H162ZM166 255H170V252H167V254ZM171 255H174V254H171ZM170 255V256H171ZM176 255H177V253H176ZM183 254L181 253V256H182ZM196 255V254H195ZM199 255V254H198ZM221 255V254H220ZM225 255H226V253H225ZM244 255V254H243ZM261 255V254H260ZM15 256H16V254H15ZM51 256V255H50ZM49 256V257H50ZM53 256V255H52ZM68 256H69V254H68ZM70 256H72V254L70 253ZM75 256V255H74ZM83 256V255H82ZM85 256V255H84ZM100 256V257H101ZM104 256L101 258V259H103L104 258ZM189 255H188V257H186V261H182V262H179V264H198L197 262H195L196 261V258H195V261H193L191 258H193V257H190ZM236 256H238V253H237V255ZM19 257H20V255H19ZM23 257H25V256H23ZM66 257V256H65ZM64 257V258H65ZM86 257V256H85ZM84 257V258H85ZM173 257V256H172ZM171 257V258H172ZM177 257V256H176ZM184 259H185V254H184ZM183 257H181V258H183ZM203 257V256H202ZM227 257H229V255L227 256ZM247 257V256H246ZM253 257V258H252ZM16 258H17V256H16ZM45 258V257H44ZM53 258V257H52ZM60 258V257H59ZM59 258H57L58 260H60ZM68 258V257H67ZM71 258V257H70ZM76 259H77V257H75ZM82 258V257H81ZM106 258H104V260L106 259ZM166 258V257H165ZM169 258V257H168ZM168 258H166V259H168ZM180 258V255H179V257H178V259ZM188 258V259H187ZM208 258H209V256H208ZM243 258H245V257H243ZM17 259H19V258H17ZM24 259H26V258H24ZM48 259V258H47ZM46 259V260H47ZM55 259V256H54V258L52 259V260H54ZM66 259V258H65ZM87 259H89V258H87ZM91 259V258H90ZM108 259V260H109ZM174 259H175V257H174ZM194 259V258H193ZM212 259V258H211ZM216 259V258H215ZM230 259V258H229ZM234 259H233V261H234ZM20 260H21V258H20ZM22 260H23V258H22ZM27 260V259H26ZM26 260H25V262H26ZM51 260V261H52ZM70 260H72V259H70ZM92 260H94L93 259V257H92ZM156 260V259H155ZM154 260V261H155ZM162 260V259H161ZM169 260H170V258L168 259V261L167 262H169ZM171 260H173V259H171ZM221 260V259H220ZM258 260V259H257ZM49 261V260H48ZM48 261L45 263V264H47L48 263ZM68 261H69V259H68ZM76 261V260H75ZM74 261V262H75ZM80 261V260H79ZM86 261V260H85ZM96 261H98V260H96L95 259V261H93V263L92 264H94V262H96ZM101 261V260H100ZM107 261V260H106ZM178 261V260H177ZM176 260H175V263L177 262ZM180 261V260H179ZM201 261V260H200ZM237 261V260H236ZM235 261V262H236ZM24 262V261H23ZM55 262H57L56 260H55ZM89 262V261H88ZM156 262V261H155ZM166 262V261H165ZM211 262H214V261H212L211 260ZM211 262H208V263H211ZM217 262V261H216ZM240 262V261H239ZM27 263H28V261H27ZM41 263V262H40ZM39 263V264H40ZM42 263H44V262H42ZM49 263H50V261H49ZM53 263V262H52ZM59 263V262H58ZM71 263V261L69 262V264ZM73 263V262H72ZM71 263V264H72ZM76 263H77V261H76ZM86 263V262H85ZM98 263H100L99 261H98ZM108 263V262H107ZM174 263V264H175ZM207 263V262H206ZM205 263V264H206ZM20 264V263H19ZM60 264V263H59ZM63 264H65V263H63ZM78 264H84L83 262H79ZM90 264V263H89ZM110 264V263H109ZM138 264V263H137ZM140 264V263H139ZM160 264V263H159ZM163 264H165L164 262H163ZM168 264V263H167ZM173 264V263H172ZM176 264H178V263H176ZM211 264H216L215 262L214 263H211ZM224 264H225V262H224ZM235 264H238V263H235ZM240 264V263H239Z\"/></svg>",
    "mask_w": 264,
    "mask_h": 264
}]
</instances>
